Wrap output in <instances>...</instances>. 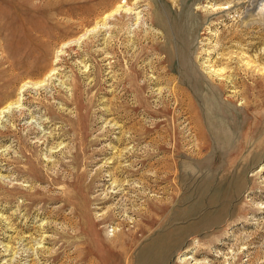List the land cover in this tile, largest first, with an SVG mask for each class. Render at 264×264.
Listing matches in <instances>:
<instances>
[{"label":"rangeland","instance_id":"obj_1","mask_svg":"<svg viewBox=\"0 0 264 264\" xmlns=\"http://www.w3.org/2000/svg\"><path fill=\"white\" fill-rule=\"evenodd\" d=\"M9 78L0 264H264V0H0Z\"/></svg>","mask_w":264,"mask_h":264},{"label":"bare ground","instance_id":"obj_2","mask_svg":"<svg viewBox=\"0 0 264 264\" xmlns=\"http://www.w3.org/2000/svg\"><path fill=\"white\" fill-rule=\"evenodd\" d=\"M14 68V67H12ZM15 69H17L15 67ZM7 74L10 75V64L8 67H6V69L4 70ZM12 82V80L7 79V80H3L2 82H0V114L3 113V112H6V109L7 108L6 106L3 105V103L5 102V99H9L10 98V83ZM17 102V101H16ZM10 108V106H9ZM9 112V111H8ZM21 113L23 114L24 113V110L21 111ZM9 114V113H7ZM3 138V137H2ZM33 156V155H32Z\"/></svg>","mask_w":264,"mask_h":264}]
</instances>
